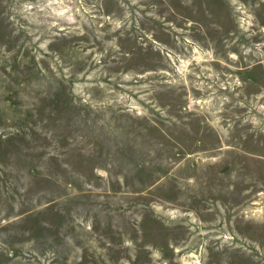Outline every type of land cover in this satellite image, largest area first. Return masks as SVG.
<instances>
[{"label": "rangeland", "instance_id": "374dc122", "mask_svg": "<svg viewBox=\"0 0 264 264\" xmlns=\"http://www.w3.org/2000/svg\"><path fill=\"white\" fill-rule=\"evenodd\" d=\"M0 264H264V0H0Z\"/></svg>", "mask_w": 264, "mask_h": 264}]
</instances>
